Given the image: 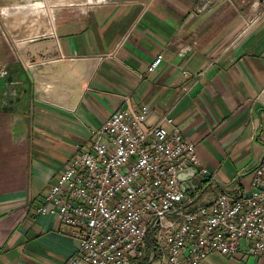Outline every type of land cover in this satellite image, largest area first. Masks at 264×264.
I'll return each instance as SVG.
<instances>
[{"label":"crops","instance_id":"obj_1","mask_svg":"<svg viewBox=\"0 0 264 264\" xmlns=\"http://www.w3.org/2000/svg\"><path fill=\"white\" fill-rule=\"evenodd\" d=\"M27 1L0 0V264L76 252L73 229L36 206L123 96L194 142L198 202L250 193L264 162V0H80L54 15ZM199 264H264V252Z\"/></svg>","mask_w":264,"mask_h":264},{"label":"built area","instance_id":"obj_2","mask_svg":"<svg viewBox=\"0 0 264 264\" xmlns=\"http://www.w3.org/2000/svg\"><path fill=\"white\" fill-rule=\"evenodd\" d=\"M123 99L36 206L76 234L77 250L63 264H199L213 252H264V162L249 194L221 191L200 203L199 185L190 184V195L176 178L187 167L202 170L194 142L170 115L148 122V105Z\"/></svg>","mask_w":264,"mask_h":264},{"label":"rangeland","instance_id":"obj_3","mask_svg":"<svg viewBox=\"0 0 264 264\" xmlns=\"http://www.w3.org/2000/svg\"><path fill=\"white\" fill-rule=\"evenodd\" d=\"M37 1H42V3L44 4L43 7L38 8V9H40V12H36L37 15H41L42 11H44L46 14H48L49 10H52L53 15H54L55 13L59 12V8H61V7H68V9H71L73 7L75 10L76 9L78 10L77 2H79L80 0H50L52 2V4H54V5L48 6V8L46 6L47 4L45 5V2L43 0H37ZM37 3H38V5L40 4V2H37ZM57 3H59V4H57ZM36 10H30V11L33 12ZM22 12L23 11H20L19 14H21ZM42 15H44V14H42ZM197 181H198V175H195L193 177V179L191 180V182H197ZM187 192H188V194L192 195V194H194L195 191L191 187L189 190H187Z\"/></svg>","mask_w":264,"mask_h":264},{"label":"water","instance_id":"obj_4","mask_svg":"<svg viewBox=\"0 0 264 264\" xmlns=\"http://www.w3.org/2000/svg\"><path fill=\"white\" fill-rule=\"evenodd\" d=\"M195 175H197V170L194 167H187L177 171L176 178L180 182L182 190L187 191L190 189V182Z\"/></svg>","mask_w":264,"mask_h":264},{"label":"bare ground","instance_id":"obj_5","mask_svg":"<svg viewBox=\"0 0 264 264\" xmlns=\"http://www.w3.org/2000/svg\"><path fill=\"white\" fill-rule=\"evenodd\" d=\"M35 5L37 6V5H38V3H35Z\"/></svg>","mask_w":264,"mask_h":264}]
</instances>
